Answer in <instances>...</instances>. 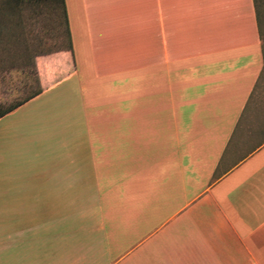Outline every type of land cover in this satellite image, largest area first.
<instances>
[{
    "label": "crops",
    "instance_id": "1",
    "mask_svg": "<svg viewBox=\"0 0 264 264\" xmlns=\"http://www.w3.org/2000/svg\"><path fill=\"white\" fill-rule=\"evenodd\" d=\"M66 4L74 51L38 70L43 94L74 84L82 124L2 179L0 264H264L254 0Z\"/></svg>",
    "mask_w": 264,
    "mask_h": 264
},
{
    "label": "rangeland",
    "instance_id": "2",
    "mask_svg": "<svg viewBox=\"0 0 264 264\" xmlns=\"http://www.w3.org/2000/svg\"><path fill=\"white\" fill-rule=\"evenodd\" d=\"M12 21L5 20L4 38L0 39L3 41L0 42V105L5 106L37 88L30 55L61 48L54 35V22L41 19L38 24L37 19L28 16L22 30ZM22 36L26 37L25 43L19 39ZM35 61L38 68V58ZM62 77L59 75L58 79ZM81 112V100L74 93V84L63 82L54 91L41 95L5 119L0 124V187L5 178L11 189L13 174L22 171L28 159L44 156L45 151L37 152L46 142L53 149V157H58L61 145L70 136L65 133L66 128L82 124ZM44 128L46 134L41 132Z\"/></svg>",
    "mask_w": 264,
    "mask_h": 264
},
{
    "label": "trees",
    "instance_id": "3",
    "mask_svg": "<svg viewBox=\"0 0 264 264\" xmlns=\"http://www.w3.org/2000/svg\"><path fill=\"white\" fill-rule=\"evenodd\" d=\"M254 4L260 24L262 39L264 41V11L262 12V8H264L262 4L264 5V3L263 0H254ZM1 8L4 10L6 19H13L14 21L12 22L17 23L22 30L24 27V21L28 16L37 19L38 24L42 22L41 19L54 22V28L56 30L54 35L55 38L59 40L61 48L50 49L47 52H38L37 54L30 55V60L33 62L32 68L36 73L35 83H37V88L31 93L20 97L10 106H5L4 104L0 105V120L44 93L37 63L35 61L36 58L50 56L64 51H74L66 0H3V4L0 6V9ZM25 38V36H22L19 39L25 43ZM0 42L3 43L1 40ZM25 46H27V44H25ZM33 56L35 57L32 58Z\"/></svg>",
    "mask_w": 264,
    "mask_h": 264
}]
</instances>
